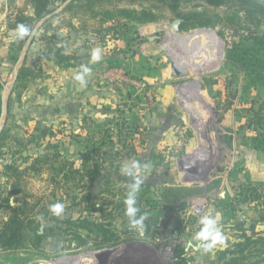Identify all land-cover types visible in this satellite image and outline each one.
Returning <instances> with one entry per match:
<instances>
[{"label":"rangeland","instance_id":"374dc122","mask_svg":"<svg viewBox=\"0 0 264 264\" xmlns=\"http://www.w3.org/2000/svg\"><path fill=\"white\" fill-rule=\"evenodd\" d=\"M5 2L0 226L11 207L25 224L18 245H0V264H176L179 247L190 264H264V234L235 229L264 210V124H257L264 110V13L241 0L218 7L205 0H78L52 21L50 32L60 37L47 45L48 35L39 36L27 62L32 79L22 89L18 48L30 33L16 42V12L1 21ZM55 44L81 69L58 73L47 52ZM43 50L47 57L38 56ZM168 55L189 74L177 77ZM109 71L128 82L107 83ZM83 79L90 95L82 123L47 117L48 103L60 100L62 89L75 92L72 83ZM31 96L41 117L24 99ZM160 118L163 136L154 129ZM129 172L142 180L135 206L144 219L136 227L125 215L135 183ZM55 203L64 205L60 215L50 210ZM206 214L219 217L224 237L208 251L194 239ZM256 225L264 230V218Z\"/></svg>","mask_w":264,"mask_h":264},{"label":"crops","instance_id":"0c3cea01","mask_svg":"<svg viewBox=\"0 0 264 264\" xmlns=\"http://www.w3.org/2000/svg\"><path fill=\"white\" fill-rule=\"evenodd\" d=\"M1 1L2 0H0V4H1ZM68 2H69V0L66 2L58 1L56 4V10L52 14L46 16L43 19L34 21L33 28L31 30H29L30 35L28 38H26V44L19 51V57L22 58V60H19V63L17 61L16 68L21 66V65L22 66L26 65V66L30 67L32 70L34 69L33 68L34 66L27 63V62L29 61V54H31V51L34 49L35 44L38 43V41L40 40L39 36H41L42 33H46L48 35V38L46 39L47 45L50 44V43H48V40H52L56 37L57 38L60 37L59 31H55L53 34H51L50 29L52 26L54 27V25H55V24H52V21L54 22V20L57 16L56 13L58 14V13L64 11V7L66 6V4ZM4 5L5 6H4V11L2 13V16H1V21L4 18H6L8 16V14H10L12 12H16V16H17V14H21V13H24L26 15H32V16L34 15V8L31 4L30 0H14V1L6 0ZM27 28H28V26H27ZM17 29H18V27H16V36H15L16 42H17V40H23V39L25 40V38H23V39L18 38ZM43 37L45 38V36H43ZM60 46H61L60 44H55L53 46V48H49V50L47 51L50 54L49 55V57H51L50 60H52V62L56 65V67H57L56 69H59L58 73H60V74H64L65 72L70 73V71L69 72L63 71V70L70 69V68H74L76 70L81 69V67L78 68L76 66V62L74 61V59L71 56H69L72 54H69V52L66 53L67 51H65V50L61 51V54L67 56L70 59L65 60L64 64L58 63V61L56 60V50L54 47H60ZM41 55L47 57L48 53L44 52V50H43L41 52H38V56H41ZM77 59H75V60H77ZM61 69H63V70H61ZM67 77H69L68 74L66 75V78ZM61 78H60V80L62 81L61 84H63V79H61ZM107 83H109V82H107ZM16 84H17V81H16ZM28 84H30V81ZM31 84H36V83L33 82ZM67 84H70V81ZM72 84H76L75 92L72 93L70 91V89H68V88L62 89L61 93H58V97L62 96V98L60 100L50 101V103H48V105H49L48 107H51V108H45L46 110H48L46 115H47V117H50L51 120H53V119L55 120L56 118H58L57 116H59L62 121H69V120L79 121L80 116L84 115L81 113H83V111L89 107L88 95H90V93L87 92L85 86H83L84 84H87L86 80L83 79L79 83L73 82ZM92 84H100V83H98L95 78H92ZM67 87H69V86H67ZM71 88H74V86H72ZM32 94L35 96L38 93L33 92ZM74 94L76 95L75 97L73 96ZM24 99H28V101H27L28 106H30V108L33 112L32 114L34 116L41 117L42 115H44L43 113L38 111L40 109V105H41V103L39 102L38 99L36 100L35 97H33V96H31L30 98L24 97ZM98 101H99V103L103 104V103H105V101H107V98L100 97V98H98ZM56 108H58V114L59 115H54V112H55L54 110ZM130 114L132 115L133 112L128 110L126 112L125 116L127 117ZM163 120H165V118H160V121L163 123L164 126L163 125L162 126H156L154 128L155 131H157V133L161 134V136H163L164 132L166 131V129L164 128L166 126V123ZM81 123H82V121L80 120L79 124H81ZM262 217L264 218V210L263 211L258 210V213L255 214V216L253 217V220H251L250 222H245V221H241V222L248 223L251 225L252 228H255L256 231H259V226L256 225V221L262 219Z\"/></svg>","mask_w":264,"mask_h":264},{"label":"trees","instance_id":"16d2710c","mask_svg":"<svg viewBox=\"0 0 264 264\" xmlns=\"http://www.w3.org/2000/svg\"><path fill=\"white\" fill-rule=\"evenodd\" d=\"M58 1L66 2L68 0H30L34 8V15L33 16L26 15L24 13L17 14L16 22L14 26L18 27L19 25H24V26L27 25L29 30H31L33 28V24L35 20L43 19L46 16L52 14L56 10V4ZM205 1L212 6L218 7L232 0H205ZM241 1L242 3L245 2L246 4L249 5L248 10L252 9L253 11H261L262 13H264V0H260V2H252L250 0H241ZM77 2L78 0H69V2L64 7V11L71 10L76 5ZM18 41L19 40H17V42ZM54 48L56 50V60L58 61L59 64H64L65 60L70 59L67 56L61 54V51L65 49L63 46L54 47ZM21 49L22 47L18 48V50H21ZM1 75L2 73L0 72V79H1ZM31 75H33V70L30 67L23 65L22 67H20L18 74L16 76L17 84H19L20 82L22 89H26L30 79L32 78ZM0 84H2L1 80H0ZM17 84H16V87H17ZM1 106H2V96L0 93V109H1ZM263 113H264V110H260L258 112L257 124H260V125L264 124V114ZM44 133H46V130H44ZM98 178L99 177L97 178L91 177V179L92 180L94 179L95 182L97 183L101 180V179L99 180ZM17 191L18 190L16 189L15 192ZM255 194H256L257 200H260L263 197V195L259 194L258 190L255 191ZM262 202H264V198ZM11 208H12V213L10 214L8 220H6V222L2 226H0V245L6 248H11L15 246V244L17 243L16 241L18 240L19 232L24 227V224H25L24 220H22L21 218L22 213L16 212L17 211L16 207H11ZM236 227L237 228L235 229H237L240 233H246V234L263 233L264 234V230L256 231L255 228H252L250 224L245 223V222L237 223ZM114 237H116L114 240L117 239L114 245H118L119 240L117 236H114ZM259 237H264V236H259ZM248 241L252 242L250 239H248ZM255 243H258V242H255ZM263 244L264 243H261V245ZM176 257L179 260L178 262H176V264H190V259H187L184 248L183 249L180 247L178 248Z\"/></svg>","mask_w":264,"mask_h":264},{"label":"clouds","instance_id":"9594fccd","mask_svg":"<svg viewBox=\"0 0 264 264\" xmlns=\"http://www.w3.org/2000/svg\"><path fill=\"white\" fill-rule=\"evenodd\" d=\"M28 34H29V28H27L24 25L18 26L17 29L18 38L23 39ZM92 59L93 60L99 59L98 51L93 52ZM76 78L80 79L79 76H77ZM133 167H137V165L134 163ZM128 174L133 175L135 179V183H133L130 186L131 190L128 192V195L124 201L126 205L125 215L129 218V221L132 224V226L136 227L142 225V221L144 219L143 216L137 218L136 214L139 212V209L135 206L136 193L139 191L142 180L141 178L136 177L135 174H133L132 172H129ZM63 209H64V205L61 203H55L53 205H50V210L56 215H60L63 212ZM209 216L210 214H206L200 218L199 223L203 227L196 233L194 237L196 241L206 242L203 243L201 246L204 249V251H208L212 249L213 246L216 245L218 242L220 244H223V240H224V237L222 236L221 231L218 227L219 217L212 219L209 218Z\"/></svg>","mask_w":264,"mask_h":264},{"label":"water","instance_id":"95a60500","mask_svg":"<svg viewBox=\"0 0 264 264\" xmlns=\"http://www.w3.org/2000/svg\"><path fill=\"white\" fill-rule=\"evenodd\" d=\"M167 62L170 64L172 71L174 72V74L177 77H184V76H187L189 74L187 66L184 63L180 62L179 60L172 58V56H170V55L167 56ZM21 66L16 68V76H17V73H18ZM7 99L8 98H6V102L4 103L5 109L7 108V105H8ZM6 122H7V116H6V112L4 111L1 115V118H0V134L3 131V129L6 125Z\"/></svg>","mask_w":264,"mask_h":264},{"label":"built area","instance_id":"2783aa9c","mask_svg":"<svg viewBox=\"0 0 264 264\" xmlns=\"http://www.w3.org/2000/svg\"><path fill=\"white\" fill-rule=\"evenodd\" d=\"M105 79L108 81V82H114L116 86H120V87H123L125 84H122L123 82H128L127 81V77H123L122 74L120 75H116L115 73L113 72H106L105 73ZM133 85H136V86H133V87H137V88H143L144 87V84H133Z\"/></svg>","mask_w":264,"mask_h":264}]
</instances>
